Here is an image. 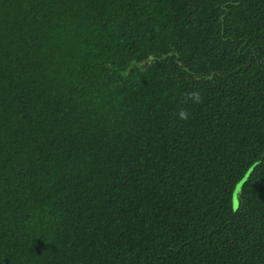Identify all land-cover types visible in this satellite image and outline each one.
Segmentation results:
<instances>
[{"label":"trees","instance_id":"trees-1","mask_svg":"<svg viewBox=\"0 0 264 264\" xmlns=\"http://www.w3.org/2000/svg\"><path fill=\"white\" fill-rule=\"evenodd\" d=\"M0 264H264V0H0Z\"/></svg>","mask_w":264,"mask_h":264},{"label":"clouds","instance_id":"clouds-1","mask_svg":"<svg viewBox=\"0 0 264 264\" xmlns=\"http://www.w3.org/2000/svg\"><path fill=\"white\" fill-rule=\"evenodd\" d=\"M185 96H186V99L190 100L192 103H197V104L202 103V96L198 91L186 93ZM177 115L180 120L187 121L189 119V113L184 108L179 109Z\"/></svg>","mask_w":264,"mask_h":264},{"label":"water","instance_id":"water-1","mask_svg":"<svg viewBox=\"0 0 264 264\" xmlns=\"http://www.w3.org/2000/svg\"><path fill=\"white\" fill-rule=\"evenodd\" d=\"M254 168V165H252L247 171L246 173L244 174V176L238 181V183L236 184L235 186V189H234V192H233V195H232V205H233V209H237L238 207V195L241 191V188L243 186V184L247 181L250 173L252 172Z\"/></svg>","mask_w":264,"mask_h":264}]
</instances>
